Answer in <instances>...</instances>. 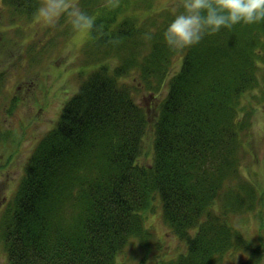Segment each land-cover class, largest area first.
<instances>
[{"label": "trees", "instance_id": "1", "mask_svg": "<svg viewBox=\"0 0 264 264\" xmlns=\"http://www.w3.org/2000/svg\"><path fill=\"white\" fill-rule=\"evenodd\" d=\"M2 1L22 14L39 4ZM115 2L78 0L102 26L89 32L85 60L102 61L67 98L31 150L12 197L0 206L3 264H115L134 238L150 243L146 219L158 200L172 232L186 240V251L163 264H217L230 248L248 251L249 260L258 257L262 235L253 246L233 215L264 205V179L242 172L253 113L243 97L264 87V21L221 28L173 49L163 34L174 15L161 13L155 0ZM4 39L18 46L9 35ZM2 40L0 54L11 45ZM140 46L144 54L135 58ZM26 50L39 56L33 46ZM177 62L179 69L167 76ZM134 67L141 68L148 91L166 92L149 163L143 162L149 115L135 98L138 85L124 79ZM21 101L14 93L8 106ZM7 138L0 128V153L9 157Z\"/></svg>", "mask_w": 264, "mask_h": 264}, {"label": "rangeland", "instance_id": "2", "mask_svg": "<svg viewBox=\"0 0 264 264\" xmlns=\"http://www.w3.org/2000/svg\"><path fill=\"white\" fill-rule=\"evenodd\" d=\"M156 8L169 16V19L179 12V0H155ZM24 14L3 5L0 0V39L3 45L11 44L5 38L9 35L18 40L17 45L6 47L0 54V70L4 71V88L0 90V128L8 132V149L10 156L0 153V206H2L17 188L21 181L24 165L30 156L31 150L54 125L65 102L78 88L82 79L87 76L98 60L93 64L85 60L86 53L83 45L88 40L89 31H76L70 22L71 18L62 15L59 21L49 26L37 15V9ZM18 16L13 19L12 13ZM12 19V20H11ZM154 25L157 22L153 21ZM71 43L73 54L66 58L65 48ZM27 46H33L39 56L29 55ZM29 49V47H28ZM144 47L140 46L135 52V58L142 57ZM140 59H136L138 62ZM172 66L167 76L174 74L180 67L177 62ZM141 68L134 67L124 76L130 85H138L135 98L149 115L148 134L144 139L145 151L148 154L144 163L152 162L151 153L154 122L158 114V105L164 94H156L147 90L143 85ZM141 86H144L141 88ZM20 94L22 101L15 107L8 106L13 94ZM264 87L261 85L243 97L244 105L253 112L249 118V128L244 132V154L242 157V172L252 171L254 180L264 179ZM154 94L156 96H154ZM242 138V137H241ZM17 142L13 145L10 142ZM13 145V146H12ZM264 183V180H262ZM260 189L264 187L260 186ZM12 197V196H11ZM264 204V203H263ZM218 210L224 208L223 202L216 205ZM238 227L254 245L259 244L260 236L264 242V205L249 213L245 211L234 214ZM146 226L153 233L148 245H140L142 238H134L132 245H127L117 256L115 264H163L176 258L186 251V240L172 232L171 227L162 213L160 200L156 201L155 211L146 219ZM157 243H160L158 245ZM132 247H135L133 249ZM261 247L263 244L261 243ZM146 252L149 255L146 256ZM264 248H261L258 257L252 256L249 260L248 251H233L230 248L226 257L217 264H264L262 261ZM7 255L0 245V264L7 262ZM245 259V260H244ZM246 261V262H244Z\"/></svg>", "mask_w": 264, "mask_h": 264}, {"label": "clouds", "instance_id": "3", "mask_svg": "<svg viewBox=\"0 0 264 264\" xmlns=\"http://www.w3.org/2000/svg\"><path fill=\"white\" fill-rule=\"evenodd\" d=\"M179 4L183 11L175 15L163 34L173 49L193 46L205 34H214L221 28H231L241 22L264 21V0H179ZM108 5L117 6L115 0H107ZM36 15L49 26L55 25L62 15H67L76 31H102V26L96 25L94 18L79 6L78 0H41ZM72 54L73 45L69 43L64 55L69 58Z\"/></svg>", "mask_w": 264, "mask_h": 264}]
</instances>
